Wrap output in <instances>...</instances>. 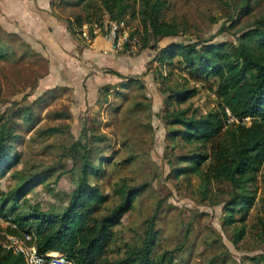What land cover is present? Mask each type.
Here are the masks:
<instances>
[{
  "label": "rangeland",
  "instance_id": "rangeland-1",
  "mask_svg": "<svg viewBox=\"0 0 264 264\" xmlns=\"http://www.w3.org/2000/svg\"><path fill=\"white\" fill-rule=\"evenodd\" d=\"M163 1L166 3L165 19L185 23L188 33L163 40L160 47L173 42L201 40L211 41V44L236 43L237 37L264 18V0ZM75 2L53 0L54 14L64 20L84 14L82 6L75 5ZM101 2L91 0V4L98 9L102 8ZM243 7L245 10L249 8V13L242 15ZM5 18L0 5V27L18 34L36 56L20 59L24 49L20 47L21 42H14L17 43L18 56L0 61V116L17 103L24 106L37 100V105L34 107L36 125H24L21 118L18 119L20 126L16 132L22 138L19 144H15L13 154H19L21 161L1 177L0 191L10 193L26 177L46 178L42 185L16 205L20 207L17 211L27 213L36 208L61 213L66 209L80 171L68 157L69 150L81 141L83 148L80 151L85 152V147L92 152L95 162H99L100 158L109 160L108 164L102 165L101 176L94 179V184H98L109 196L100 216L120 203L114 194L117 184L130 187L147 185L133 210L125 215L121 226L114 229L116 238L107 254L109 261L123 259L129 250L128 245L140 247L146 221L158 213L156 255L174 252L175 264H264V229L261 225L264 222V207L261 205L264 187L260 177L256 183L257 201L244 222V238L238 243L234 242L235 233L243 224L225 226L224 207L230 199V187L226 184L212 185L218 200L214 204L215 200H204L198 176L175 177L176 157L193 153L195 148L167 139L164 115L168 95L163 91L164 83L156 73L159 65L149 64L156 56V50L142 51V48H137L134 54L123 53L124 57H128L131 68L125 76L127 78L112 76L111 83L105 85L109 89L107 93L106 89L100 91L102 83V86H97L100 95L93 97L91 92H86L84 96L83 91L78 95L76 76L66 69L62 56L38 41L37 38L44 34L40 35L38 29H29L31 27H27L26 31L20 30L19 23ZM104 19L109 20L107 15ZM126 19L129 20V26L125 23L126 30L129 34L139 32L135 37L142 47L140 20H132L131 16ZM35 31L38 33L35 34ZM77 39L84 44L80 36ZM151 45H155L152 39ZM163 71L167 75L169 69ZM182 76H185L182 72L174 71L168 85L183 84ZM136 80L139 84L134 82ZM57 86L60 88L55 90L56 98L50 99L47 95L45 108L38 99ZM194 86L199 88V93L181 108L191 107L203 114L214 110L217 107L216 97L208 89L209 85L190 84V87ZM65 88L68 93L63 92ZM88 99L94 100L91 102ZM57 126L61 128L59 134H41ZM129 158L133 159L128 161ZM71 169L74 171L64 174L55 183L62 172ZM7 206V213L11 212L13 204ZM10 218L14 216H0V244L5 243Z\"/></svg>",
  "mask_w": 264,
  "mask_h": 264
},
{
  "label": "trees",
  "instance_id": "trees-1",
  "mask_svg": "<svg viewBox=\"0 0 264 264\" xmlns=\"http://www.w3.org/2000/svg\"><path fill=\"white\" fill-rule=\"evenodd\" d=\"M75 3L82 6L84 14L65 20L69 33L75 38L81 37L85 25H102L106 15L110 21L119 23H128V16L132 20H140L143 28L142 51H157L149 64L159 65L156 73L164 83L163 91L168 95L164 115L168 128L167 139L172 143L181 141L185 146L195 148L193 153L176 157L178 166L173 168L175 177L198 176L204 200H215L214 204L218 200L212 185L226 184L230 187V199L224 207L225 226L243 224L235 233L234 242L238 243L244 238V222L257 201L258 177L264 187V18L257 20L254 28L237 37L236 43L211 44V41L201 40L173 42L160 47L163 40L188 33L185 23L165 19L166 3L163 0H102L100 9L95 8L91 0H76ZM242 12V15L249 13V8L245 10L243 7ZM137 33H131L130 40ZM151 39L155 45H151ZM14 42H21L20 47L24 49L20 59L36 56L30 45L18 34L9 33L0 27V61L18 56L17 43ZM127 52L128 45L122 53ZM165 68L169 69L167 75L163 71ZM176 70L185 75L182 76L183 84L170 86L168 83ZM108 73L121 79L127 78L115 71L110 70ZM134 82L139 84L137 80ZM191 83L209 85L208 89L216 97L217 107L214 110L203 114L191 107L181 108L199 93L197 86L190 87ZM107 86L100 91L106 89L107 93ZM54 94L55 90L50 91L38 101L46 108V96L56 98ZM18 105H13L0 116V179L21 161L19 154H13L15 144H19L22 138L16 132L20 126L18 119L21 118L24 125H36L34 107L37 100L24 106ZM60 132L61 128L57 126L41 134L50 136ZM80 148H83L81 141L69 150L71 155L68 157L80 171L69 204L61 213L36 208H31L27 213L17 211L20 207L16 205L38 185H42L46 178L26 177L10 193L0 191V216H14L10 218L5 243L0 244V264H24L21 255L5 247L9 235H30L41 254L60 253L75 264H175L174 252L156 255L158 213L146 221L140 247L128 245L129 250L123 259H107L116 238L114 229L121 226L123 218L133 210L147 185L130 187L117 184L114 194L120 203L100 216L109 196L98 184H94V179L101 176V167L108 164L109 160L100 158L99 162H95L92 152L84 147L85 152L82 153ZM71 171L74 170L62 172L55 183ZM9 203L13 204V208L7 213ZM261 205L264 207V199ZM261 225L264 229V222Z\"/></svg>",
  "mask_w": 264,
  "mask_h": 264
},
{
  "label": "crops",
  "instance_id": "crops-1",
  "mask_svg": "<svg viewBox=\"0 0 264 264\" xmlns=\"http://www.w3.org/2000/svg\"><path fill=\"white\" fill-rule=\"evenodd\" d=\"M52 1L1 0L0 5L3 15L19 23L20 30L26 31L27 27H31L29 29L35 28L40 35L44 34L43 37L37 38L38 41L43 46H48V49H52L56 55L62 56L66 69L71 71V75L76 76L75 85L78 88L76 94L81 95L80 91H83L85 96L86 92H91L95 97L99 94L97 86H102V83L103 86L108 85L112 81V76H115L108 71H115L124 76L131 72L128 57H124L119 50L113 49L106 38L99 37L91 44L82 41L85 47L80 44L78 39L69 33L66 21L54 14ZM58 88L60 86L45 93ZM63 92L68 93L69 90L65 88ZM88 100L92 102L94 99Z\"/></svg>",
  "mask_w": 264,
  "mask_h": 264
},
{
  "label": "built area",
  "instance_id": "built-area-1",
  "mask_svg": "<svg viewBox=\"0 0 264 264\" xmlns=\"http://www.w3.org/2000/svg\"><path fill=\"white\" fill-rule=\"evenodd\" d=\"M126 29L128 28L125 22L105 20L102 25H85L82 28L81 38L84 43L91 44L99 37H103L112 44L113 49L123 51L128 45V52L134 54L137 48L141 50V44L136 37L130 40L131 33L129 34ZM5 247L21 255L24 264H75L73 260L60 253L41 254L30 235L24 237L9 235Z\"/></svg>",
  "mask_w": 264,
  "mask_h": 264
}]
</instances>
